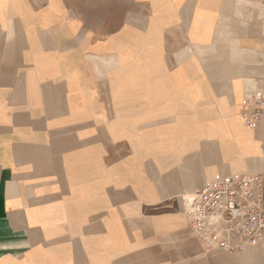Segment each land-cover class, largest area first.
Masks as SVG:
<instances>
[{
  "label": "crops",
  "instance_id": "0c3cea01",
  "mask_svg": "<svg viewBox=\"0 0 264 264\" xmlns=\"http://www.w3.org/2000/svg\"><path fill=\"white\" fill-rule=\"evenodd\" d=\"M257 95L264 0H0V264L202 260L183 197L264 177Z\"/></svg>",
  "mask_w": 264,
  "mask_h": 264
},
{
  "label": "built area",
  "instance_id": "2783aa9c",
  "mask_svg": "<svg viewBox=\"0 0 264 264\" xmlns=\"http://www.w3.org/2000/svg\"><path fill=\"white\" fill-rule=\"evenodd\" d=\"M246 126L264 122V95L242 105ZM188 228L206 252H243L264 244L263 175H217L185 205Z\"/></svg>",
  "mask_w": 264,
  "mask_h": 264
},
{
  "label": "bare ground",
  "instance_id": "6f19581e",
  "mask_svg": "<svg viewBox=\"0 0 264 264\" xmlns=\"http://www.w3.org/2000/svg\"><path fill=\"white\" fill-rule=\"evenodd\" d=\"M49 4V3H48ZM147 32V31H146ZM223 119H221V121L222 122H227L228 120H231V119H229L228 117H222ZM241 120H243V119H241ZM238 121V120H237ZM231 122V121H230ZM240 124H241V121L239 120L238 121ZM242 123L246 126V124L244 123V120L242 121ZM241 126H242V124H241ZM247 127V126H246ZM242 128L244 129V127L242 126ZM196 132H198V131H196ZM236 133V135H238L239 134V132H235ZM195 134H198V133H195ZM201 134H203V133H201ZM207 136H209V137H211V138H213V137H215L216 135H218L219 134V132H214V131H210V132H208V133H205ZM230 134L231 133H228V132H225V131H223V132H221V135L223 136V137H225V138H227L228 136H230ZM233 135H235L234 133H232ZM235 135V136H236ZM198 136V135H197ZM238 136H240V134L238 135ZM191 137V136H190ZM236 138H238V137H236ZM208 141V140H207ZM210 141V140H209ZM213 141V140H212ZM207 146V145H206ZM210 148V147H209ZM207 149V148H206ZM242 151H244L245 149H244V147L241 149ZM230 151H231V149L230 148H222V152H223V155L224 156H227V155H229V153H230ZM182 153V152H181ZM219 154V153H218ZM226 159H228V158H226ZM221 160V159H220ZM242 160V159H241ZM238 162V161H237ZM234 165V163L232 164V166ZM215 166V165H214ZM237 166V165H236ZM243 166H245V164L243 163V162H241V164H240V166H238L237 167V172H233L234 174H238V172L240 171V170H242L241 168L243 167ZM216 167H214V169H215ZM213 169V170H214ZM245 169V168H244ZM234 170V169H233ZM235 170V171H236ZM221 173H223V172H221ZM224 173H225V170H224ZM240 173V172H239ZM218 174V173H217ZM217 174H215V175H217ZM214 174L212 175V176H209L210 178H207V181H206V183H209V182H211L210 180L212 179V177H214L215 176ZM196 193H195V191H190V190H188L187 191V193L184 195V197H183V201H184V205H186V203H187V201L188 200H190L194 195H195ZM178 200H179V198H178ZM249 248V247H248ZM248 248H246V249H248ZM245 249V250H246ZM244 250V251H245ZM240 258H241V260L243 261V263L242 264H254L257 260H259V261H262L263 259H264V254H262L261 252L259 253L258 252V250H256V249H254V248H250V249H248V250H246L245 252H243L241 255H240Z\"/></svg>",
  "mask_w": 264,
  "mask_h": 264
},
{
  "label": "rangeland",
  "instance_id": "374dc122",
  "mask_svg": "<svg viewBox=\"0 0 264 264\" xmlns=\"http://www.w3.org/2000/svg\"><path fill=\"white\" fill-rule=\"evenodd\" d=\"M243 118V117H242ZM245 129V128H244ZM193 133V132H192ZM191 132H189L188 134H192ZM174 134V133H173ZM172 134V135H173ZM183 136L187 135V131H185L184 133H182ZM191 136V135H190ZM163 205L159 206V213L158 215H160V223L162 221H165L167 218L165 217V215L169 214L170 211H167V209L162 207ZM184 209H185V205H184ZM185 213V210H184ZM147 217V219H152L151 213L148 211L146 213H144V219ZM167 243H165L164 245L161 244V240L159 241V247H160V251H163L164 253L166 252L163 249H168L170 248L168 245H166ZM163 245V246H162ZM166 245V246H165ZM150 245H146L144 244L143 247H149ZM172 246V245H171ZM263 245L257 246L255 248H263ZM163 248V249H162ZM171 250V249H170ZM204 252H206L204 249H202ZM208 254H210L209 252H206ZM208 254L202 253V260L200 258H196V259H192L191 260V264H199V262H202L201 264H239V262L235 259V257H231V256H222L221 259H218L217 262H213L212 260L210 261V259H208ZM237 255V254H234ZM176 264H182L181 261H178ZM254 264H264V259L262 261L257 260Z\"/></svg>",
  "mask_w": 264,
  "mask_h": 264
}]
</instances>
